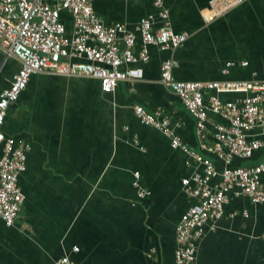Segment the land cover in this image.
Wrapping results in <instances>:
<instances>
[{"label": "crops", "instance_id": "1", "mask_svg": "<svg viewBox=\"0 0 264 264\" xmlns=\"http://www.w3.org/2000/svg\"><path fill=\"white\" fill-rule=\"evenodd\" d=\"M209 1L163 0L172 30L186 32L187 39L175 49L148 46V60L136 63L142 78L121 81L111 92L84 75L46 70L30 76L1 126L30 149L17 180L25 195L21 210L11 226L0 220V264H56L64 254L75 264H174L176 225L197 201L184 192L182 179L203 165L143 124L134 106L168 115L182 144L212 161L213 185L224 167L213 151L214 124L225 120L208 112L198 135L192 116L161 83V64L174 61L171 73L181 81H264V0H242L206 20ZM93 9L104 24L130 31L149 14L153 29L161 24L152 0H93ZM139 49L137 35L133 50ZM20 65L0 47V92ZM211 95L222 101L243 96L210 91L206 104ZM261 162L264 147L249 158L233 157L231 165ZM134 181L145 196L139 197ZM194 264H264V202L231 196L222 216L204 224Z\"/></svg>", "mask_w": 264, "mask_h": 264}, {"label": "built area", "instance_id": "2", "mask_svg": "<svg viewBox=\"0 0 264 264\" xmlns=\"http://www.w3.org/2000/svg\"><path fill=\"white\" fill-rule=\"evenodd\" d=\"M241 1L210 0L204 17L212 19ZM152 3L160 8V26L153 29L154 16L149 14L140 18L130 31L123 24H104L93 9V0H0V47L4 54L14 56L21 63L9 86L0 92V220L5 225L14 224L25 198L17 180L26 168L30 149L23 139L7 136L1 130L9 104L17 100L32 74L46 70L95 78L104 92L113 91L121 81L142 78L143 69L136 63L148 60V46L175 49L187 39L186 32L172 30L163 0ZM137 35L140 49L135 53ZM231 64L228 62L222 73L226 74ZM173 65L170 59L162 62L160 81L176 94L192 116L197 134L204 130L208 112L225 120L214 124L213 151L224 167L220 180L211 185V178L217 174L212 161L182 144L174 135L169 116L162 110L149 112L141 105L134 106V113L143 124L163 132L170 137L172 147L182 148L192 160L203 165L201 172L182 179L184 192L197 201L180 216L176 225L174 264H194L196 241L204 233V224L222 216L231 196L244 195L253 203L264 202V183L260 180L264 162L231 165L233 157L249 158L256 149L264 147V81H181L172 75ZM210 91L241 92L243 96L238 101H222L211 95L206 104L204 97ZM134 177L138 178V172H134ZM134 186L139 197L148 193L137 181ZM210 228L213 230L215 226ZM72 249L78 250L76 246ZM56 264L75 262L64 254Z\"/></svg>", "mask_w": 264, "mask_h": 264}]
</instances>
